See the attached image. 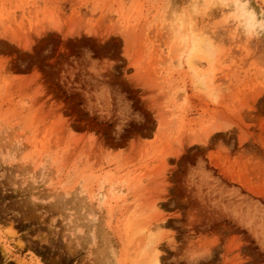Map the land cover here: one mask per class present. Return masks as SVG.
Returning <instances> with one entry per match:
<instances>
[{
	"label": "rangeland",
	"instance_id": "374dc122",
	"mask_svg": "<svg viewBox=\"0 0 264 264\" xmlns=\"http://www.w3.org/2000/svg\"><path fill=\"white\" fill-rule=\"evenodd\" d=\"M0 264H264V0H0Z\"/></svg>",
	"mask_w": 264,
	"mask_h": 264
},
{
	"label": "bare ground",
	"instance_id": "6f19581e",
	"mask_svg": "<svg viewBox=\"0 0 264 264\" xmlns=\"http://www.w3.org/2000/svg\"><path fill=\"white\" fill-rule=\"evenodd\" d=\"M194 51H195V50L193 49L191 52L194 53Z\"/></svg>",
	"mask_w": 264,
	"mask_h": 264
}]
</instances>
